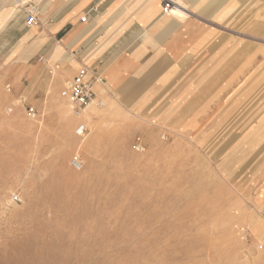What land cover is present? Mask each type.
I'll return each mask as SVG.
<instances>
[{
    "label": "rangeland",
    "instance_id": "rangeland-1",
    "mask_svg": "<svg viewBox=\"0 0 264 264\" xmlns=\"http://www.w3.org/2000/svg\"><path fill=\"white\" fill-rule=\"evenodd\" d=\"M182 1L204 28L186 63L134 106L96 98V122L54 64L29 95L0 74V264H264V0Z\"/></svg>",
    "mask_w": 264,
    "mask_h": 264
},
{
    "label": "crops",
    "instance_id": "crops-1",
    "mask_svg": "<svg viewBox=\"0 0 264 264\" xmlns=\"http://www.w3.org/2000/svg\"><path fill=\"white\" fill-rule=\"evenodd\" d=\"M118 1L52 0L57 8L33 29L15 0H0L4 81L18 91L27 84L22 94L29 95L54 64L51 74L59 86L87 69L98 99L128 107L152 98L174 69L186 63L204 28L194 17L199 28L168 18L158 0H122L102 18Z\"/></svg>",
    "mask_w": 264,
    "mask_h": 264
},
{
    "label": "built area",
    "instance_id": "built-area-1",
    "mask_svg": "<svg viewBox=\"0 0 264 264\" xmlns=\"http://www.w3.org/2000/svg\"><path fill=\"white\" fill-rule=\"evenodd\" d=\"M15 3L24 11L27 26L33 27L40 23L42 9L40 4H38V0H15ZM97 9L98 8H95V11H97ZM85 19L86 18H83L82 20L85 21ZM6 89L8 93H12V87L10 85H7ZM62 96L73 107L75 114L80 116L97 98L94 92L93 77L90 75L89 71L83 69L73 79L67 81L63 88ZM20 102L26 103V100L20 98ZM99 105H102V103H99ZM28 110L31 115L37 113L33 108H28ZM87 133L88 127L81 122L77 128V136L83 137ZM72 167L77 171L81 169V163L77 158L72 160Z\"/></svg>",
    "mask_w": 264,
    "mask_h": 264
},
{
    "label": "bare ground",
    "instance_id": "bare-ground-1",
    "mask_svg": "<svg viewBox=\"0 0 264 264\" xmlns=\"http://www.w3.org/2000/svg\"><path fill=\"white\" fill-rule=\"evenodd\" d=\"M46 1V0H44ZM170 3H173L174 4V9H171V10H167V17L168 18H182L185 14V10H186V5L185 3L182 1V0H168ZM195 27V26H194ZM197 28V27H196ZM199 28V27H198ZM104 106H106V102L105 101H102L101 102ZM93 105L90 104L89 107H87L84 111L87 112L88 110L91 111V113H93L94 115V119H95V122L98 121V118L99 117V114L97 113V111L95 109L92 108ZM73 108V107H72ZM82 114L80 116H77V117H81ZM79 119H82V118H79ZM85 124V123H84ZM86 125V124H85ZM93 134L90 135L89 138H87L86 141H84V143L82 144V147L84 150H85V153L87 154H90L92 153V148L94 146V143H95V139L96 137L99 135V129L98 127L93 129ZM79 160V159H78ZM80 161V160H79ZM81 163V169L80 171L81 172H85V163L82 161H80ZM82 174V173H81ZM79 176V175H78ZM78 176L76 175H69L70 179H74V178H78Z\"/></svg>",
    "mask_w": 264,
    "mask_h": 264
}]
</instances>
